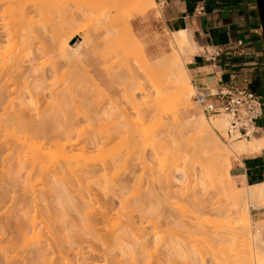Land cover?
<instances>
[{
    "label": "rangeland",
    "instance_id": "rangeland-1",
    "mask_svg": "<svg viewBox=\"0 0 264 264\" xmlns=\"http://www.w3.org/2000/svg\"><path fill=\"white\" fill-rule=\"evenodd\" d=\"M12 1L13 0H1L0 1V2H2V3H0V9H1L0 10V28L4 29V30L0 29L3 32L1 37H2V39L4 38L1 41V43H4V44L2 45L0 43V46H1L0 47V70H1L0 73L3 72V74L2 73L0 74V77L3 78V76H1V75L5 76V72L8 70V66H6V65L11 64V62L15 59L20 58V59H18V61L22 60V62L25 65L22 66V62L21 63L19 62V65L14 64V65H18V67L17 66L14 67L12 65L13 64L12 63L11 64L12 67H14V68L17 67L16 69L18 72L16 71V69L12 70L13 68L11 69V72H10V70H8V72H6V73L7 74L10 73V74H8L9 78H7V79L3 78L4 81L0 78L1 79L0 80V83H1L0 89L2 90V88H3L2 87L3 82L5 83V81L9 79L10 81L6 82V84L7 83L8 84L7 85L4 84L3 94H4V89L7 91V92L5 91V94L7 96L4 95V97L15 98L14 97L15 95L17 97V96H19V94H21L19 96V98L17 97V99L19 100V99H21V96L23 94L24 95L23 97L24 98L26 97V100L21 99L19 102H23V101L30 102L29 100H31V101H32V99L35 100L34 98L39 99L40 101L37 100L38 103L35 100L34 101L35 104L33 102L28 103L29 105L26 104L28 106L26 109V111L28 112V115L30 114V116L32 115V117H36L37 112L39 113L42 111L40 109H43L44 113H46V114L49 113V115L53 116L54 120L52 123L51 122L50 123L53 124V126L54 125L57 126V131H55L56 130L55 126H54L55 128L54 127L51 128L52 126H50L49 124H46L48 121L45 120V118L49 115L42 116L43 112L41 114L39 113L41 116L39 118V120H40V122L43 121L42 123H39V124L42 125L43 123H45L44 122V120H45L46 125L45 124H43V125L47 126L48 128L41 127V129H40V127H39V129H40L39 134L41 137H39L37 135L38 134L37 133L38 128L35 129L36 133L33 134L32 132L30 133V127L27 126L28 128L26 127L27 128V130H26V128L24 127L26 125L22 126V127H24L23 129H21L22 127L21 128H18V127L15 128L14 124H18L17 121H16L17 123L15 122L14 124H12L13 126L10 125L11 124L10 121H12V119H10V117H9L10 121L8 120L10 124L9 123L7 124V122H6V124H7V126H12V129H11V127L9 128V127L5 126L6 124H3V122H5V121H2L1 119L4 118L7 120V117H8L7 115H9V113L11 115H14V116H12V118H13V117H15V115L17 113L20 114L21 112H23L26 107H25V104L22 105V103H20V106L25 107L24 109L22 108L23 109V111H22L21 109H19L20 108L19 104L18 105L16 104V103H18V100L13 99V102H15V103H13L11 100L12 98H9L10 99L9 104L11 103L12 108L8 107L9 106V104H8V106H7L8 110H7V107L4 108V111L6 110V113L4 112V114L5 115L7 114L6 115L7 117L5 118V116H4L2 118V116L4 115L3 113H1V112H3V109H1L2 105H3V100H4V102H6L8 100L6 98H4L1 101L2 105L0 104V106H1L0 113L2 115L0 114V122L2 121V123H0V139L1 138L2 139L0 140V144H1L0 145V148H1L0 149V153H1L0 154V187H1V190H0V216H1L0 220L2 219L4 222L3 223L4 224L3 230L5 233H7V231L11 232V230L13 229L12 227L15 225V222H14V221H16L15 219L23 220V221H30L31 220V222L34 221V223H36L34 232H36L37 234L35 235L31 231H29L27 233L28 236L26 235V237H27L26 241L29 242V240H30L29 237L34 238L33 242H31L32 241L31 240L30 243H27L29 245H27V244H26L27 246L23 245L24 247L26 246L28 248V250H30L29 246H30V248L33 247L32 244L34 242L36 243V240L38 241L40 239H46L44 244L47 247V251L49 249V251H48L49 254L47 253L48 258L50 256H52L53 254H54L53 257L57 254H60L63 250V252H62L63 256H64V254L66 257L68 256L66 259L68 262H71L72 264H82V263L84 264V262L83 261L81 262L80 261L81 259L79 258V255H80V253L82 254V252L84 255L87 256V258H86L87 262L94 264V262L99 263V261H100V263H102L104 261V260H102L103 258L100 257L98 254L96 255V250H97L96 248L98 246L99 247L102 246L101 245L102 242L100 241V239L97 236L93 235L95 238L89 239L90 238L89 235L86 236L87 233H86V235L84 234L86 231H84V229H83V232H84L83 233L81 231L82 229L79 227L80 228L79 233H81V234L83 233L87 239L83 235L81 236V239H79V240L77 239V241H79V242H75V243L73 242L72 243L71 240L69 239L70 237H69L68 232H70V233L73 232V228L70 227V224L72 222L76 223L75 218L77 217V216H75L76 211H75V213L73 211L75 208H73L74 205L72 203L74 202V204H78V203L80 204V202H79L80 199H77L78 194L74 195V194H76L74 192L77 189L76 186H78V184H76L75 180H77V177H78L77 175L81 173L79 170L80 167H83L86 163H91V161H92V163H94L93 161H95V162L100 161V163H101L104 160L107 163H114V166H116V167L112 166L114 168V170H112V167H111L110 170H112V171L109 170V172H108L109 176L108 177L106 176V178L102 177V179L103 180L106 179V181H108V179L111 178L110 181L113 180V181H118V182L122 181V180H126L128 183H126V181H124V182L126 184H129V187H128V189H126L128 191L126 192L125 196L126 197L129 196L128 202L131 199L130 203H132L131 206H133L138 201H139V203L141 200L143 201V199L141 198L143 196V193L145 194L146 190H148V191L151 190L152 184L154 185V183H158V185H160V186L156 187V190L158 189V187H161V185L163 183L161 182L162 184H160V182H159L160 180L158 181L157 179H159L160 176L163 178L164 175L166 176V173L168 175L169 174L170 175L171 174L172 175H180L179 172L182 169H184V170L186 169V170H188L189 178L193 179V176H191V173L194 169L193 166H196L195 164L198 165L200 163V162L199 163L195 162L198 159V158H196V156H198V155H196V153H194L196 150L195 151L193 150L194 149L193 145L198 144V141H197L198 139L196 140V137L193 134L192 135L191 134L184 135L183 131L186 129V126H184V125H186V123L192 118L194 119L197 117H203L205 120L206 119L210 120V119L219 117L221 115L207 117L203 114L200 106L197 104V102H195V100L193 98L195 87L193 86L192 82H191L192 92H191V97H190L189 103H186V100L184 97H182L183 101L180 98H179L180 99L179 100L176 97L177 95H175V93H173V91H176V87H174L175 83L173 80H170V78H171L170 73L171 72H168V70L166 69V66L164 64L165 63L164 60L168 57H172L171 56L172 52H173V55L176 54L177 52H179L178 51L179 49L178 48L175 49V47L171 48L167 44L166 41L168 38H170L171 34H168L167 32H160V30H158V28L156 27L155 23L157 22V19L159 18V11L157 9V6H156L154 0H151V1H153L152 6L151 5H148L150 7L146 6L147 9H145L144 11L143 10L141 11L140 8L138 9L137 5L130 0H125V1L121 0V6H123V7H122V9L119 8L120 10H116V8H115L116 12L113 8H112L113 10L111 9L110 12L106 11V10H108V6H106V5L107 4L109 5L111 2L113 5V0H105L107 2V4L103 0H59V1L47 0L50 3H45L46 0L42 1L45 4L44 3L42 4L41 0H38V1L37 0L36 1L35 0H32V1L26 0V1H24V3H22V0H21V2H20L21 4H20L19 3L20 0H17V2L20 4V6L22 8H23V6H25L21 10H23L24 14H26V15L28 14L27 16H29V17L22 16V14H21L22 12H16L17 13L16 14L15 11H18V10H15V9H19V7H20V6L18 7L17 5L16 6L18 8L11 7V8H14L15 11L14 10H12V11L15 15H13L12 12L10 14V11H11L10 4H11V6L16 4V1H13V2H15V4ZM55 1H56V3H55ZM89 1H91V2H89ZM116 1L118 2V0H116ZM38 2H41V3L38 4ZM77 2H79V3H77ZM35 3H36V6H32L33 4L35 5ZM67 3L68 4L72 3V4H69V6H68L69 8L72 5L73 6L70 9H68L66 7L68 5ZM127 3H130V4L128 5ZM5 4L6 5L9 4V5L6 6ZM76 4L77 5L79 4V5L77 6ZM125 5L127 7H125ZM93 6H94V8H93ZM4 7H6L8 10L6 9L4 11V9H5ZM64 7H66V8L64 9ZM76 8H77V11H76ZM101 8H103V9H101ZM104 8H105V10H104ZM28 9L29 10L31 9L30 12ZM61 9H63V10H61ZM19 11H20V9H19ZM32 11H33V13H32ZM58 11H60V12H58ZM50 12H52V13H50ZM63 12H65V13H63ZM19 13L21 14V16L19 15ZM30 13L32 14V16H34V17L36 16L40 20L38 18L36 19V17H35V19H34V17H30L31 16ZM10 15H12V16H10ZM17 15L20 16L19 17L20 19L21 18L23 19V17H24V19H23L24 21H25L26 17H27V19L33 18L34 22H32L33 19L32 20H26V22L29 21L30 24H26V22H24V27H23V24L20 25L21 22H19L17 20L18 19ZM70 15H72V16H70ZM45 16H47V17H45ZM11 18H13V19L15 18V23H14V20L11 21ZM52 18H53V20H52ZM120 19H121V21H120ZM35 20H36V22H35ZM37 20H39V21L37 22ZM102 20H103V23H102ZM30 21L32 23H34L32 25L34 27L33 29L31 27ZM105 21H107L106 24H109V26L107 25L108 27H105L106 26L104 23ZM5 22H8L9 24L12 22V24L9 25L8 23H5ZM13 23L15 24V26H13L14 25ZM36 23H37V25H35ZM66 23H67V25H66ZM5 24H6V26H5ZM25 24L28 26V28L25 26ZM120 24H124V25L121 26ZM1 25H3V27ZM19 25L23 28H19ZM48 25L51 27H49ZM11 26H12V29L10 28ZM45 26H46V29H45ZM65 26H67V27H65ZM111 26H112V28H111ZM124 26L127 28L125 29ZM39 27H42L41 31L43 30L44 33L40 32ZM58 27H61V28H58ZM15 28L16 29L19 28V30L20 29L21 30L19 31L18 29L16 30ZM24 28H25V31L28 33H26L24 31ZM128 28H129V30H128V32H126V30ZM13 29H14V31H13ZM30 29H32V32ZM69 29H71L72 31ZM5 30L7 31V33H5L6 32ZM9 30H11V32ZM15 30H16V32H15ZM98 30H100V31H98ZM18 31H19V33H18ZM34 31H39V32H35V34H34L33 33ZM24 32H25V34H27L25 37H24V35H25ZM56 32H58V33H56ZM59 32H61V33H59ZM13 33H14V35H13ZM38 33L40 35H37ZM70 33H72V34H70ZM3 34H5V35H3ZM8 34H10V35L12 34V36L9 35L11 38H13L15 36L14 38L17 39V41H16V39H13L16 42V43H14V41H13L14 46L16 44L15 47L12 46L13 45L12 39L10 37H8ZM17 34H18V36H19V34H21L20 35L21 40L19 39L20 37L16 36ZM41 34H43V35H41ZM34 35L35 36L37 35L36 39L34 38L35 37ZM44 35H46V37ZM53 35L55 36V38ZM5 36L7 37V39L8 38H10V39L7 40ZM42 36H44V37L42 38ZM47 36L48 37L50 36V37L48 38ZM28 38H32V39H29L30 41L25 40ZM40 38L41 39L45 38V40L42 41ZM22 39H24V40H22ZM53 39L55 42L53 41ZM63 39L67 40V43H66L67 45L64 44ZM39 40H41L42 42ZM60 40H62V41H60ZM80 41H82V42H80ZM62 42H63V45H66V48L70 47V49L66 50L65 46L63 47ZM43 43H45V45ZM58 44H59V46H58ZM4 45H6V46L8 45V47H6ZM9 45H11V47ZM47 45H49V48H47L48 47ZM21 46H23L24 48ZM42 46L45 48H43ZM50 46H52V47H50ZM78 47H80V48H78ZM74 48L79 49V51L78 52L75 51L76 53L74 55L67 57V55H70L71 52H74ZM40 49H42V51ZM72 49H73V51H72ZM77 49H75V50H77ZM86 49H88V50H86ZM45 50H47V51H45ZM50 50H51V52H50ZM36 51H37V53H35ZM48 51H49V53H48ZM53 51L55 53L58 51L56 54L57 55L59 54V56H58V58L60 57L59 61L57 58H56L57 60L54 59L55 56H57V55ZM28 52H30V53H28ZM43 54L46 56H44ZM47 54H49V56L50 55L54 56L52 58L54 60L52 61V59L50 58L51 56L47 57ZM13 55L15 58L11 57ZM16 56H19V57L16 58ZM41 56H43L44 58ZM24 57H25L26 63L24 62ZM32 57H33V60L32 59L31 60H32L33 66L32 65L31 66L33 67V69L35 68V71H37V72H34V70H33V75L34 74L41 75V73H42V75L44 74V76L46 77L45 78L43 76L45 78V81H44V79H41L38 77L39 78L38 80H40V79L43 80L42 83L44 82L45 87L41 86V85H43L42 83L40 85L41 80L38 82L39 84H36V87L40 85L38 88H40V87L42 89L44 88L49 92H47L44 89L42 90V89H38V88L37 89L39 91L35 90L34 89L35 86L31 87L33 81L34 82L38 81L37 79H33L35 76L34 77H31L32 75L30 76V74H32V71H30L31 73L29 72L30 73L29 75H28V72L25 73L28 76H30L28 78V80H29L28 82H26V83L24 82L27 80L25 77L24 78L26 80L24 78H21V75H22L21 72L26 71V69H27L26 65L28 64V62H30V60L28 58H32ZM65 57H67V58H65ZM164 57H166V58H164ZM12 58H13V60H12ZM26 59H28L29 61L27 62ZM41 59H42V61H44L46 63V65L48 64V66H46L45 63H43L42 61L38 63V61H40ZM43 59H49L51 61H49V60L47 61V60H43ZM9 60H12V61L9 62ZM33 61H34V63H33ZM54 61H56V63H54ZM3 63H5V64H3ZM51 63H53L55 66L52 65ZM37 65H39V66H37ZM56 65H57V67H56ZM58 65L61 68H58ZM3 66H5V67H3ZM50 66L56 67L57 71L56 70L52 71L55 68H52ZM178 66H175L176 69ZM6 67H7V69H6ZM71 67H72V69H71ZM246 67L251 68L250 65L246 66ZM20 68L24 69V71L21 70ZM28 68H29V66H28ZM178 68L181 70L180 67H178ZM2 69H3V71H2ZM9 69H10V67H9ZM63 69H64V71H62ZM179 69H177V70H179ZM42 70H44V71L42 72ZM13 71H15V73ZM38 71L41 73L39 74ZM65 72H66V74H65ZM257 72L255 70L251 69L245 73L246 74L245 78L247 81H246V86H243V87H249L250 89H255L256 87H259L257 84H253L254 80H256V78H258V76H259V74H257ZM58 73H59L60 77L61 76L63 77V78L61 77L62 79H65V81L64 80L61 81V84L58 83V80H56L57 78L61 79L60 77H57V76H59ZM167 73H169V75ZM11 74L13 76H11ZM25 74H23V75H25ZM54 74H55V76H54ZM15 75H16V77H15ZM38 75H36V76H38ZM42 75L40 77H42ZM132 75H133V77H132ZM130 76L134 79L131 80ZM262 76H263L262 79L264 80V74H262ZM11 77H13L14 79ZM55 77H56V79H55ZM167 77H169V78H167ZM16 78H19V79H16ZM30 78H32L33 81L30 80ZM69 79H70V81H69ZM13 80H15V81H13ZM49 81H50V83H49ZM55 81H57V83ZM66 81H67V83H66ZM128 81H130V82H128ZM163 81H164V83H163ZM171 81H173V82H171ZM30 82H31V84H30ZM45 82L49 86L50 85L51 86L50 87L47 86V84ZM51 83H53V84H51ZM5 85H6V87H5ZM33 85H35V83ZM52 85L57 87V88H54ZM142 85H144V87ZM151 85H154V87ZM169 85L171 88L169 87ZM24 86H26V88ZM28 86H30V88ZM46 86H47V88H46ZM48 87H49V89H52V90L54 89V90L53 91L48 90ZM51 87H53V88H51ZM173 87H174V89H173ZM153 88H155V90H153ZM12 89H14V90H12ZM15 89L18 93L15 91ZM26 89H27V91L29 89V91L27 94H24L25 92H27V91H25ZM147 89H149V90H147ZM1 90H0V93H1ZM58 90H60L59 94H58ZM146 90H147V92H146ZM35 91L38 93L39 92L41 93V91H43L44 97L46 99H48L47 102L50 103V101H51V104H49V105H52L53 107H51V106H50L51 108L49 107V110L51 109L50 111L48 110L49 112L48 111L46 112L44 110V108H40V107H42V105L43 106L46 105L45 109L47 110V103L43 102L44 103L43 104L42 101H44V100L42 98H44V97L41 98V95H40L41 99L37 98L39 96H36V95H38V93H36ZM159 91H161V92L159 93ZM214 91L215 90H213L212 92H214ZM21 92H23V93H21ZM29 92H30V94H29ZM50 92L51 93L54 92L53 93L54 96ZM151 92L154 95H152ZM7 93L10 95H8ZM147 93L149 94V97L145 95ZM32 94H34V95H32ZM150 94H151V96H150ZM27 95H29L28 97H30L32 99L28 100ZM60 95L62 96L63 99L61 98ZM180 96H178V97H180ZM58 97L60 99H57ZM0 98L2 99L3 97L0 96ZM5 99H6V101H5ZM46 99H45V101H46ZM58 100L60 103L58 102ZM4 104H7V102ZM15 104L17 107H15ZM178 104H180V105H178ZM3 106H5V105H3ZM263 106H264V103H263ZM74 107H76V108H74ZM9 108H11V112L9 111L10 110ZM31 108H33V109H31ZM98 108H99V110H98ZM108 108L111 109V112L112 111H114V112L118 111L115 113H120V111L122 112V110H123L122 108H124V110L127 112V114L125 113V116L128 115L127 118H125V116L121 113L122 114V116H121L122 120L120 119L121 124H122L121 129L124 132L120 133V135H119V133H117V131L119 129L115 128L117 125H115L113 123L115 121L114 120L115 118L113 119V118L108 116L110 119H113L114 121L110 120L108 117L106 118V115H112L111 113H109L110 109H108ZM15 109H16V111H19L20 113L16 112V114H13L15 112ZM55 109H57V110L54 111ZM117 109H119V110L121 109V110L119 111ZM13 110H14V112H13ZM52 110H53L54 114H53V112H51ZM88 110H90V111H88ZM104 110L108 111V112L106 111V113H105L106 115H103V113H102V112H105ZM26 111L21 113V114L26 113ZM91 111L93 113H94V111H95V113L97 112L96 115L99 117H100V114H98V113H101L103 115V117L101 115L102 118L100 117V119H99L95 115V113L93 114ZM62 112H63V114H62ZM75 112H76V114H75ZM150 112H152V114L153 113L154 114L150 116V114H151ZM18 114L16 116H18ZM39 114H37V117L35 119H37L39 117L38 116ZM67 116H70V117H68L69 121L68 120L64 121L65 120L64 118H67ZM223 116L225 119L224 127L226 128L227 118L225 115H222L221 117H223ZM104 117L106 120L104 119ZM56 118H60L61 121L56 122L55 121ZM96 119L97 120L99 119L98 120L99 122ZM62 121H64V123L67 122L66 123L67 125L66 124L62 125L61 124V123H63ZM73 121H74V123H73ZM58 122L60 125H57ZM68 122H69V124H68ZM123 122L125 124H123ZM128 122H130V123H128ZM21 125L22 124H20V126ZM181 126L183 127V129L181 128ZM61 127H62V129H61ZM224 127H223L224 130L223 129L219 130V131L217 130L214 133H216V136L221 141V143H224L223 145L224 146L226 145L228 147L229 144H232L236 140H233V141L224 140V138H223L225 136V128ZM42 128L46 129V131H44V129H42ZM180 128H181V130H180ZM28 129H29V132H28ZM48 129L53 130L54 132L53 131L50 132V131H48ZM41 131H43L45 134L48 131L50 134L48 133V135L47 134L45 135ZM178 131L179 132L182 131V134L184 136L181 133H179ZM171 132L172 133L174 132L175 134L177 133L176 135L178 137L176 135H174L175 139H176V137L179 138V139H176L177 141L176 140L174 141V139H173L174 137L171 138V137L167 136ZM186 132H187V129L185 130V133ZM190 132L191 131H189V133ZM89 133H91V134L89 135ZM62 134H63V136H62ZM178 134H181V136L184 137L183 140L185 141L186 144L183 143L184 141L183 142L181 141L182 140L180 138L181 136H179ZM187 134H188V132H187ZM60 135H61V137H60ZM91 135H94V136L92 137ZM110 135H111V140L109 141L105 137L109 136L108 138H110ZM160 135L163 136V138L165 140H163V139L159 140L160 139L159 137H161ZM50 136H51V138H50ZM55 136L57 138L59 137L58 140H56L57 144L59 145L58 147L56 146V142H55L56 137ZM81 136H82V138H81ZM165 136H167L169 138V141H168V138ZM46 137L49 138V140ZM87 137L88 138L90 137L89 140H91V139L93 140L94 138H97V137H98L97 140L99 138L101 140L105 138L106 141H109V143L107 142V144H109L108 146H110V148L112 147V145H110V143L111 144L113 143V146H115V144H116L115 147H118L117 149H119V147H120L121 151H120V149L117 150L118 152H113L114 150L111 151V149L114 147H112L111 149L109 148L110 150L107 147L106 148L104 147L105 149L103 148L104 149V151H103V149H101L98 146L100 150L95 149L96 147L95 148L94 147H86V148H91V149H89L90 151L88 149H86L83 152L82 150H84V149H81V147L80 148L78 147V144L80 142L78 141V144L76 146V144H74L73 141L75 142L76 138L80 141L81 140L83 141L85 138V140L83 141L85 143V141L88 139ZM63 138H67V139H63ZM166 138H167V142H166ZM51 139H52V141H51ZM242 139H244V138H241L238 140H242ZM5 140L8 142H5ZM68 140H69V142H68ZM89 140H87V141H89ZM87 141H86V144H87ZM106 141H103L104 142L103 146H105V145L107 146V144L105 143ZM163 141H164V143H160ZM66 142H68V144ZM157 142L159 143V145ZM43 143H44V145H43ZM65 143H66V145H65ZM84 143L81 145H84ZM37 144L40 147L37 148V146H35ZM73 144L75 147L73 146ZM191 145H192V148H191ZM3 146H5V148H3ZM47 146L49 148L51 146L52 150L47 148ZM6 147H8V149ZM155 147L158 150L155 149L156 150L155 151L153 149ZM184 147H186V148H184ZM36 148L38 149V151L40 150V152L42 150V152L40 154L37 152L36 154L38 156L35 154L30 156L31 155L29 153L30 150H31V153L33 151H34L33 153H35L37 151ZM44 148H45L46 152L48 150H51L50 151L51 154L50 153H47L48 155L45 154L46 152H43ZM92 148H94V149H92ZM176 148H178V149H176ZM32 149H33V151H32ZM152 149L156 152V155H152ZM185 149H187L186 153L189 152L186 155V156H190L189 159H191V160H188L189 163L187 161L185 162L184 160H181V158H179L180 156H183L185 154L184 153ZM179 150H181V151H179ZM2 151H4V152H2ZM80 151H82V152H80ZM115 151H116V149H115ZM177 151H179L180 154ZM43 153H44V155H42ZM143 154L145 156H148V159L144 160ZM191 156L195 157V158H192ZM238 157H237V155H234V154L229 155V158H230L231 162L233 161V163H234V161H236L238 159ZM172 159L173 160L175 159L177 161L174 162ZM197 161H199V160H197ZM64 162H65V164H64ZM178 163L180 164V166ZM61 166H63V167L61 168ZM192 167H193V169H192ZM187 168H189V169H187ZM195 169H196V167H195ZM195 169H194V171H195ZM166 170H167V172H165ZM168 171H169V173H168ZM55 172H56V174H55ZM58 173H59V175H57ZM61 174H63V175L61 176ZM99 174L101 175V173L98 172V174H97L98 177L100 176ZM51 176H52V178H51ZM63 176H65V178H63ZM74 176H75V178H73ZM66 177H68V178H66ZM112 177H114V178L112 179ZM50 178H51L52 182L50 181ZM55 178H56V181H55ZM192 179L190 180L191 182H192ZM165 180L166 179L164 178V184L167 181V180L166 181ZM187 180H188V178L185 179L183 182L178 183V184L176 182L175 186H177V187L171 186L170 184H168V185L163 184L162 188H159L158 189L159 191L157 190L159 193L162 191V193H160V195L163 194V196H164L165 193H166V195H168V196L165 195L166 197L169 198V200L167 198L166 201L172 203L171 204L172 208L169 209L166 207L167 208L166 209L164 205L160 204L158 207H156V208L154 207V209H157L156 210L157 215H155L156 213L153 214L152 212H154V211L150 210L153 206H155L154 204H156V201L152 200L154 203L152 201H151L152 204L149 203L152 205V206L150 205L151 208L149 209V211L152 213V215H150V217H151L150 222H149L150 217H148V213L142 212L141 215L138 214L139 213L138 209L141 208V205L139 206V208H138L139 204H137V207H135L136 205L133 206L135 210L137 209V212L132 209L133 207L131 208V210H133L132 212H134L133 218L136 221L137 225L143 226L145 231L148 232L149 237L146 235V233L144 234V236L146 235L145 237H146L147 241L144 237H143V240H145V243H147V244H148V242L150 243V245L148 244L149 248H150V252H153L156 248H158L155 250V253H152L150 255V256H152L153 259L148 255V257H149L148 260H150V258L152 260H154L155 257L157 259L158 258L157 255H161V253L166 252L167 249L173 248V247H170V245L172 244V242L174 240V243L178 241L177 243H180V244L181 243L183 244L184 241H185V243L189 242L190 245H188V247H190V249L193 248L197 243L195 248L197 247V251H200V253L198 254L199 256L197 255V257L199 258V260L201 257V259L204 261L193 262V260L189 259L190 256L188 254L185 255L186 251L183 253V250L180 253L178 252L179 254L177 252H175L176 255L173 254L174 255L173 256V255H171L172 251L170 249L171 252L170 251L169 252H170L171 256H169V257H171V258L167 257L168 260L165 261L164 263H166V262L168 263V261L171 259L170 260V262H172L171 264H190V261H192L191 264L192 263L193 264L194 263L195 264H215V263H217L216 261L218 260V258L222 257L221 254H219V253H222V254L224 253V254H226L225 258H227L226 261L223 262L224 264H237V258H238L237 254H238L239 249H240V241L239 240H240V235H241V232L243 230L244 224L242 223L243 222L242 219H240L242 217L240 213H237L235 215L234 214L230 215L228 212H226V210H224L229 203L227 198H226L224 190L225 189H228V191H234V190L231 189V187H229V185H227L223 181V178H220V181H209V182L207 181L208 184H206V186L203 189H200V187L195 183V181H193L192 183H195V185H196L195 190L199 191L198 190V188H199L200 192H203V193H200V194H202V196H200L201 198H199L200 200L197 199L196 200L197 202L194 204V202L191 203L188 201L189 198L186 197L188 200L186 198L184 199L185 196L182 195L183 192L186 193L187 195L191 194L189 190H191V188H193V186L195 187V185H193L192 183L190 184L189 180H188V182H187ZM53 181H55V182H53ZM168 182L170 183V181H167L166 183H168ZM72 183H74V184H72ZM72 185H73V187H71ZM57 186H59V188L60 187H63L65 189L67 188L66 192L68 193V199H69V201L71 200V202L68 203V201H67L68 199L65 200V198H67L66 195H63V196L60 194L56 195V194H58V191L61 190V188H60L58 191H56L58 189ZM180 187H181V189H179ZM70 188H71V191H70L71 193L69 192ZM147 188H149V189H147ZM43 190H45V191L43 192ZM95 190L92 189V191L94 193V194L92 193V195H95ZM97 191H99V190H97ZM76 192L78 193V191H76ZM235 192H240V191L236 190ZM63 193H65V192H62L61 194H63ZM100 194L98 196V193H97L96 194L97 196L95 195L94 197H97L98 199H100L101 198ZM32 196L34 198H32ZM60 196H62V197H60ZM71 196L73 199L71 198ZM182 196H184V197H182ZM110 197H112V196L108 195L106 200H109ZM113 197H116V195L115 196L113 195ZM198 197H199V194H198ZM54 198L56 199V201H54ZM78 198H80V197H78ZM61 199H64V203L65 202L66 203L65 204L62 203L63 200H61ZM94 200H96V199H94ZM198 200H199V202H198ZM86 201H88V200H86ZM99 201L102 202L103 200L100 199ZM132 201H134V203ZM88 202H91V204L94 203V205L99 204V202L93 201V199H92V201L89 199ZM61 203L64 204L63 210L61 209V208H63V206H61L62 205ZM67 203L70 205H73V206L67 205V207H66L65 205ZM144 203H145V205H148V208H149L148 202L144 201ZM144 203H141V204L144 205ZM128 205H129V203H128ZM8 206H9V208H8ZM60 206H61V208H59ZM163 206H164V208H163ZM69 207H72V209ZM127 207H126V210L127 211L130 210V208L127 209ZM22 208L26 209L25 210L26 212H22V211H24ZM10 209H11V211H10ZM65 209H67V210H65ZM146 210L148 211V209H146ZM163 212L165 213V216L163 215L164 214ZM167 212H169V213H167ZM15 213L17 216L16 215L14 216ZM170 213H172V214H170ZM60 214H62V215H60ZM142 215L145 217H141ZM153 215L158 216V217L155 218V217H153ZM3 216H6V217H3ZM62 216H64V217L67 216L68 218L65 217V219L67 218L65 220L63 217V219H64L63 220ZM118 217L119 216H117L116 218H118ZM5 218H9L10 219L9 222H11V223L14 222V223L13 224L9 223V225H7V224L5 225V220L7 221V219H5ZM140 218L142 219V221ZM165 218H167V220ZM249 218H250V222L253 224H255V222L264 221V202H262L260 204V207L250 209ZM11 220H14V221H11ZM71 220H74V221L71 222ZM117 220L122 221L123 216H122L121 220H120V218H118ZM69 221L71 223H69ZM156 221L158 223H156ZM153 222H154V225H153ZM26 223H28V222H26ZM53 224H54V227H52ZM67 224L69 225L68 226L69 229L67 228ZM152 226H155L156 229L154 227H153L154 228L153 229ZM192 226H193V228H192ZM59 227L62 229V234H64L63 231L67 232L63 237L64 240L62 239V241H60V240L58 241V239L57 240L55 239L56 238L55 236L58 233H59V237L62 236V234H60L61 231L59 232V230H61ZM54 229H56L57 231ZM74 229H77V228H74ZM144 229H143V231H144ZM156 230H157V232H156ZM54 231L56 232V234H54ZM74 233L75 232L71 233L72 234V238H71L72 241H76V239L75 240L73 239ZM40 234L43 237L40 236ZM67 234H68V236H67ZM81 234H79V235H81ZM153 234H155V236ZM7 235H8V233L6 234V237L8 238ZM32 235H35V236L33 237ZM51 235L53 236L52 240L49 238V237H51ZM91 235L92 234H90V236ZM0 236H1V234H0ZM44 236H46V237L44 238ZM65 236L69 237L68 242H65L67 240L66 239L67 237H65ZM185 236H187L188 240L185 238ZM59 237H57V238H59ZM82 237L85 239H83ZM96 237H97V239H96ZM25 238H23V241L19 240L20 243L23 242V244H24ZM61 238L62 237H60L59 239H61ZM180 239H181V242H180ZM184 239H186V240H184ZM6 240H4L2 242V244L5 243ZM91 240L93 243L91 242ZM16 241H18V240H16ZM156 241H158V242H156ZM163 241H164V245H163ZM6 242H8V240ZM61 242H63L64 244L67 243L68 245H70V247H68V245L67 246L64 245ZM69 242H71V243H69ZM95 242H97V243H95ZM159 242L160 243L162 242V243L160 244ZM87 243H90V244L88 245ZM202 243H204V244H202ZM16 244H19V242L18 243L16 242ZM147 244H145V245H147ZM90 245H92V246H90ZM157 245H158V247H157ZM18 246H20V244ZM89 246H90V248L93 247V249H91V250H90V248L88 249ZM94 246H96V248H94ZM210 246H211V248H210ZM21 247L22 246H20V248ZM26 247L25 248L22 247V249H20V250L23 251L26 249ZM59 247L61 249H59ZM67 248H68V252L70 251L69 252L70 254H68V255L65 253L67 251ZM94 249H96V250L93 251ZM185 250H187V249H185ZM53 251H54V253H53ZM71 251H73L74 253H76V252L79 253L78 256L77 255L75 256V254L72 255L73 253L71 254ZM160 251H161V253L159 254L158 252H160ZM23 252H25V251H23ZM147 252H148V250H147ZM181 253H182V255H181ZM91 254H93V255H91ZM183 254H184V256H183ZM217 254H219L220 256H218ZM69 255H70V258H69ZM59 256L60 255H58V257ZM182 256L185 258V261H183L184 258ZM53 257H52V260L50 259L52 262H50V260L48 258H47V261H49L51 264H66V262L63 258L53 259ZM163 257H165V256H163ZM223 257H224V255H223ZM54 258H56V256ZM182 258H183V260H182ZM71 259H73V260H71ZM186 260H190V261L186 262ZM213 260H216V261L214 262ZM49 262L45 263V264H49ZM170 262H169V264H170ZM152 263H154V262L152 261ZM223 263L220 262V264H223Z\"/></svg>",
    "mask_w": 264,
    "mask_h": 264
},
{
    "label": "bare ground",
    "instance_id": "bare-ground-1",
    "mask_svg": "<svg viewBox=\"0 0 264 264\" xmlns=\"http://www.w3.org/2000/svg\"><path fill=\"white\" fill-rule=\"evenodd\" d=\"M1 1V0H0ZM13 1H16V4H15V2H13ZM12 2L15 4V5H13V6H11V4H10V9H11V11H10V14H11V12L13 13V11L12 10H14V8L16 7V8H18L19 6H20V2H21V0L19 1V3L17 2V0H13ZM24 1H26V0H22V3H24ZM30 1V0H29ZM32 1V0H31ZM36 1V0H35ZM38 1V0H37ZM42 1H44V0H41V2ZM57 1H59V0H57ZM103 1H105V0H103ZM125 1V0H124ZM130 1H132L133 3H135L136 5H137V8L139 9L140 8V10L142 11H144L145 9H147L146 8V6H148V5H151L152 6V4H153V1H151V0H130ZM41 2H38V4L39 3H41ZM62 2V1H61ZM80 2V1H79ZM79 2H77V3H79ZM89 2H91V1H89ZM102 2V1H101ZM106 2V1H105ZM111 2V1H110ZM119 2V3H118ZM118 2L116 1V0H113V5H112V2L108 5L107 4V2H106V6H108V10H106L107 12H110V10L113 8L114 10H115V8H116V10H120L119 8H121L122 9V7L123 6H121V0L119 1L118 0ZM0 3H2V2H0ZM44 2H42V4H43ZM45 3H50V2H48L47 0L45 1ZM44 3V4H45ZM55 3H56V1H55ZM59 3V2H58ZM103 3V2H102ZM19 4V5H18ZM37 4V5H38ZM64 4V3H63ZM68 4V3H67ZM69 4H72V3H69ZM69 4L66 6L68 9H70L68 6H69ZM128 5L130 4V3H127ZM147 4V5H146ZM6 5V4H5ZM7 5H9V4H7ZM6 5V6H7ZM18 7H17V6ZM26 5V4H25ZM53 5V4H52ZM59 5V4H58ZM77 5V4H76ZM79 5V4H78ZM77 5V6H78ZM83 5V4H82ZM91 5V4H90ZM97 5V4H96ZM27 6V5H26ZM32 6H36V3H35V5L33 4ZM45 6V5H44ZM47 6V5H46ZM62 6V5H61ZM112 6V7H111ZM3 7V6H2ZM11 7H14V8H11ZM25 6H23V8H24ZM43 7V6H42ZM66 7H64V9L66 8ZM99 7V6H98ZM125 7H127L126 5H125ZM148 7H150V6H148ZM5 9H4V11L7 9L6 7H4ZM9 8V7H8ZM21 6L19 7V9H20V11H19V9H15V10H18V11H15V13L16 12H22L21 14H22V16H27L26 14H24V12H23V10H21V9H23ZM29 8V7H28ZM38 8V7H37ZM63 8V7H62ZM90 8V7H89ZM93 8H94V6H93ZM96 8V7H95ZM9 9V10H10ZM27 9V8H26ZM35 9V8H34ZM97 9V8H96ZM101 9H103V8H101ZM112 9V10H113ZM1 10V9H0ZM8 10V9H7ZM29 10V9H28ZM27 10V11H28ZM31 10V9H30ZM30 10H29V12H30ZM50 10V9H49ZM52 10V9H51ZM61 10H63V9H61ZM104 10H105V8H104ZM116 10H115V12H116ZM48 11V10H47ZM65 11V10H64ZM72 11V10H71ZM70 11V12H71ZM76 11H77V8H76ZM58 12H60V11H58ZM101 12V11H100ZM28 13V12H27ZM32 13H33V11H32ZM35 13V12H34ZM44 13V12H43ZM42 13V14H43ZM50 13H52V12H50ZM57 13V12H56ZM63 13H65V12H63ZM17 14V13H16ZM21 14L19 13V15L21 16ZM31 14V13H30ZM49 14V13H48ZM59 14V13H58ZM67 14V13H66ZM69 14V13H68ZM107 14V13H106ZM13 15H15L14 13H13ZM19 15H17V17H18V21L19 22H21L20 23V25L21 24H23V27H24V22H26V20H32V19H27V17H29V16H27L26 18H25V21L23 20L24 19V17H23V19L21 20L19 17ZM36 15V14H35ZM45 15V14H44ZM52 15V14H51ZM77 15V14H76ZM109 15V14H108ZM116 15V14H115ZM10 16H12V15H10ZM40 16V15H39ZM70 16H72V15H70ZM15 17V16H14ZM30 17H34V16H32V14H31V16ZM36 17V16H35ZM35 17H34V19H35ZM45 17H47V16H45ZM116 17V16H115ZM10 18V17H9ZM38 17H36V19H37ZM54 18V17H53ZM53 18H52V20H53ZM20 19V20H19ZM34 19L32 20V22H34ZM39 19V18H38ZM122 19V18H121ZM121 19H120V21H121ZM12 20H14V23H15V18L13 19V18H11V21ZM40 20V19H39ZM39 20H37V22L39 21ZM49 20V19H48ZM124 20V19H123ZM17 21V22H18ZM119 21V20H118ZM125 21V20H124ZM123 21V22H124ZM18 22V23H19ZM23 22V23H22ZM31 22V21H30ZM31 22V27H32V29L34 28L32 25L34 24V23H32ZM35 22H36V20H35ZM49 22V21H48ZM106 22L107 21H105L104 23H105V27H108L109 26V24H106ZM122 22V23H123ZM5 23H8V22H5ZM13 23V24H14ZM41 23V22H40ZM55 23V22H54ZM65 23V22H64ZM102 23H103V20H102ZM126 23V22H125ZM4 24V23H3ZM9 24V23H8ZM7 24V25H8ZM12 24V22L9 24V25H11ZM26 24H30L29 23V21L28 22H26ZM25 24V26L28 28V26ZM39 24V23H38ZM50 24V23H49ZM52 24V23H51ZM62 24V23H61ZM19 25V28H23V27H21ZM35 25H37V23L35 24ZM43 25V24H42ZM59 25V24H58ZM66 25H67V23H66ZM71 25V24H70ZM108 25V26H107ZM121 26L122 25H124V24H120ZM2 27H3V25H1ZM5 26H6V24H5ZM13 26H15V24L13 25ZM49 26V25H48ZM63 26V25H62ZM127 26V25H126ZM25 27V28H26ZM49 27H51V26H49ZM55 27V26H54ZM65 27H67V26H65ZM70 27V26H69ZM104 27V28H105ZM125 27V26H124ZM129 27V26H128ZM5 28V27H4ZM7 28V27H6ZM11 29H12V26L10 27ZM19 28H17L18 30H19ZM25 28H24V31H25ZM30 28V27H29ZM40 28V32H43V30L41 31V28L42 27H39ZM44 28V27H43ZM58 28H61V27H58ZM72 28V27H71ZM85 28V27H84ZM95 28V27H94ZM98 28V27H97ZM103 28V27H102ZM111 28H112V26H111ZM116 28V27H115ZM121 28V27H120ZM127 27H125V29H126ZM0 29H2V28H0ZM16 29V28H15ZM16 29V30H17ZM32 29H30L31 30V32H32ZM45 29H46V26H45ZM65 29V28H64ZM2 30H4V29H2ZM8 30V29H7ZM16 30H15V32H16ZM21 30V29H20ZM19 30V31H20ZM29 30V31H30ZM63 30V29H62ZM69 30H71V29H69ZM113 30V29H112ZM128 30H129V28L126 30V32H128ZM6 31V30H5ZM10 32H11V30H9ZM13 31H14V29H13ZM12 31V32H13ZM19 31H18V33H19ZM58 31V30H57ZM64 31V30H63ZM72 31V30H71ZM98 31H100V30H98ZM97 31V32H98ZM26 32V31H25ZM25 32H24V34H25ZM35 32H39V31H34L33 33L35 34ZM68 32V31H67ZM121 32V31H120ZM2 31L0 30V43H1V41L4 39H2ZM5 33H7V31L5 32ZM9 33V32H8ZM26 33H28V32H26ZM44 33V32H43ZM56 33H58V32H56ZM55 33V34H56ZM59 33H61V32H59ZM112 33V32H111ZM117 33V32H116ZM130 33V32H129ZM128 33V34H129ZM23 34V33H22ZM31 34V33H30ZM70 34H72V33H70ZM100 34V33H99ZM3 35H5V34H3ZM10 34H8V37H10V36H12V34L9 36ZM13 35H14V33H13ZM20 35L21 34H19V36H18V34L16 35V36H18V37H20ZM27 34H25L24 35V37L26 36ZM37 35H40L39 33L37 34ZM36 35V36H37ZM41 35H43V34H41ZM57 35V34H56ZM7 36V35H6ZM5 36V37H6ZM23 36V35H22ZM35 36V35H34ZM36 36L34 37L35 39H36ZM45 37H46V35H44ZM44 36H42V38L44 37ZM54 36V35H53ZM58 36V35H57ZM63 36V35H62ZM101 36V35H100ZM105 36V35H104ZM4 37V36H3ZM15 37V36H14ZM11 38L12 39V43H13V39H16V38ZM39 37V36H38ZM48 37V36H47ZM50 37V36H49ZM48 37V38H49ZM61 37V36H60ZM10 38H8V39H10ZM54 38H55V36H54ZM57 38V37H56ZM6 39H7V37H6ZM7 39V40H8ZM20 40H21V37L19 38ZM29 39H32V38H28V39H25V40H29ZM41 39V38H40ZM132 39V38H131ZM22 40H24V39H22ZM42 41H44L45 40V38L44 39H41ZM41 40H39V41H41ZM64 40V39H63ZM16 41H17V39H16ZM30 41V40H29ZM41 41V42H42ZM48 41V40H47ZM53 41H54V39H53ZM60 41H62V40H60ZM167 43H168V45H170V47L172 48V47H175V49L176 48H178L179 50V52H177L176 54H174L173 55V52H172V57H168V58H166V57H164V58H166L165 60H164V64H165V66H166V69L168 70V72H171L170 73V76H171V78H170V80H173L174 81V87H176V91H173V93H175V95H177L176 97L179 99H181L182 100V97H184L185 98V100H186V103H189V101H190V97H191V92H192V85H191V77H190V75L187 73V70H186V67H185V65H184V63L182 62V55L183 54H185V53H191L192 51H195L196 50V45H195V43H194V41L192 40V37H191V35H190V33H188L187 31H180V32H176V33H172L171 34V36H170V38H168L167 39ZM27 42V41H26ZM40 42V43H41ZM46 42V41H45ZM51 42V41H50ZM55 42V41H54ZM64 42V44H66L67 43V40H64L63 41ZM63 42H62V45H63ZM80 42H82V41H80ZM6 43V42H5ZM10 43V42H9ZM14 43H16L15 41H14ZM14 43H13V45L12 46H14ZM24 43V42H23ZM53 43V42H52ZM2 45L4 44V43H1ZM44 45H45V43H43ZM47 44V43H46ZM49 44V43H48ZM55 44V43H54ZM81 44V43H80ZM23 45V44H22ZM27 45V44H26ZM25 45V46H26ZM51 45V44H50ZM57 45V44H56ZM67 45V44H66ZM66 45H63V47L65 46V49L67 50V49H70V47L69 48H66ZM83 45V44H82ZM4 46H6V45H4ZM10 47H11V45H9ZM15 46H16V44H15ZM14 46V47H15ZM24 46V45H23ZM23 46H21V47H23ZM48 46V47H47ZM46 47L47 48H49V45H47ZM58 46H59V44H58ZM1 47V46H0ZM6 47H8V45L6 46ZM20 47V48H21ZM43 47V46H42ZM41 47V48H42ZM50 47H52V46H50ZM24 48V47H23ZM43 48H45V47H43ZM62 48V47H61ZM78 48H80V47H78ZM118 48V47H117ZM31 49V48H30ZM64 49V48H63ZM64 49V50H65ZM75 49H77V48H74V52H71L70 53V55H67V57H69V56H72V55H74L76 52H78L79 51V49H77V50H75ZM22 50V49H21ZM41 51H42V49H40ZM39 50V51H40ZM57 50V49H56ZM62 50V49H61ZM86 50H88V49H86ZM29 51V50H28ZM38 51V50H37ZM37 51L35 52V53H37ZM45 51H47V50H45ZM72 51H73V49H72ZM76 51V52H75ZM23 52V51H22ZM50 52H51V50H50ZM54 52V51H53ZM58 52V51H57ZM56 52V53H57ZM60 52V51H59ZM28 53H30V52H28ZM33 53V52H32ZM41 53V52H40ZM47 53V52H46ZM48 53H49V51H48ZM55 53V52H54ZM55 53V54H56ZM115 53V52H114ZM64 54V53H63ZM118 54V53H117ZM42 55V54H41ZM44 55V54H43ZM57 55V54H56ZM62 55V54H61ZM113 55V54H112ZM40 56V55H39ZM44 56H46V55H44ZM49 56V54H47V57ZM51 56V57H50ZM49 57L52 59L54 56H52V55H50ZM58 56H59V54L57 55V56H55V60H57L58 59V61H59V58H58ZM77 56V55H76ZM11 57H14V55L13 56H11ZM19 56H16V58H18ZM31 57V56H30ZM41 57H43V56H41ZM67 57H65V58H67ZM117 57V56H116ZM15 58V57H14ZM37 58V57H36ZM44 58V57H43ZM46 58V57H45ZM57 58V59H56ZM62 58V57H61ZM111 58V57H110ZM18 59H20V58H18ZM18 59H15V60H13V58H12V60H9V62L10 61H12L11 62V64L15 67V66H17L18 67V65H19V62L21 63L22 62V60H20V61H18ZM30 60V62H28L29 60ZM28 59H26L27 60V62H28V66H29V68H28V66L26 65V71L25 72H21L22 73V75H21V78H24L26 81H24L25 83L26 82H28L29 80H28V78L31 76V77H34L33 79H39V78H41V79H44V81H45V76H44V74L42 75V73L41 72H39L38 71V73L40 74L41 73V75H42V77H40L41 75H38V74H34L33 75V70H34V72H37V71H35V68L33 69V64H32V60H33V57L32 58H28ZM32 59V60H31ZM54 59H52V61L54 60ZM71 59V58H70ZM78 59V58H77ZM43 60H49V59H43ZM61 60V59H60ZM5 61V60H4ZM7 61V60H6ZM35 61V60H34ZM34 61H33V63H34ZM42 61V59L40 60V61H38V63L39 62H41ZM49 61H51V60H49ZM24 62H25V57H24ZM36 62V61H35ZM43 63H45L44 61H42ZM157 62V61H156ZM155 62V63H156ZM26 63V62H25ZM42 63V64H43ZM50 63V62H49ZM54 63H56V61H54ZM3 64H5V63H3ZM7 64V63H6ZM11 64H8V65H6V66H8V70H10V72H11V69L12 70H15L16 68H14V67H12V65ZM14 64H18V65H14ZM41 64V65H42ZM52 65H54L53 63H51ZM10 65V66H9ZM21 65V64H20ZM25 64L22 62V66H24ZM32 65V66H31ZM36 65V64H35ZM45 65H46V63H45ZM50 65V64H49ZM65 65V64H64ZM179 65V66H178ZM2 66V65H1ZM37 66H39V65H37ZM36 66V67H37ZM46 66H48V64L46 65ZM55 66V65H54ZM66 66V65H65ZM175 66H178V67H180L181 68V70L177 67V69H179V70H177L176 69V67ZM3 67H5V66H3ZM2 67V68H3ZM9 67H10V69H9ZM44 67V66H43ZM50 67H52V66H50ZM56 67H57V65H56ZM56 67H52V68H55V69H53L52 71H54V70H56ZM153 67V66H152ZM25 68V67H24ZM42 68V67H41ZM58 68H61V67H59V65H58ZM154 68V67H153ZM161 68V67H160ZM4 69V68H3ZM3 69H2V71H3ZM6 69H7V67H6ZM5 69V70H6ZM21 70H23L24 71V69H22V68H20ZM29 69V70H28ZM71 69H72V67H71ZM8 70L6 71V72H8ZM59 70V69H58ZM69 70V69H68ZM127 70V69H126ZM1 71V70H0ZM16 71H17V69H16ZM30 71H32V74H30L31 72ZM44 70H42V72H43ZM57 71V70H56ZM62 71H64V69L62 70ZM5 72V71H4ZM5 72V76L4 75H1V76H3V78H9L8 77V74H10V73H6ZM14 73H15V71H13ZM18 72V71H17ZM28 72V75L30 74V76H28L27 74H25V73H27ZM30 72V73H29ZM2 74H3V72H1ZM0 73V74H1ZM71 73V72H70ZM23 74H25V75H23ZM63 74V73H62ZM65 74H66V72H65ZM64 74V75H65ZM168 75H169V73H167ZM7 75V76H6ZM36 75H38V76H36ZM57 75V74H56ZM58 75H59V73H58ZM11 76H13L12 74H11ZM23 76V77H22ZM48 76V75H47ZM54 76H55V74H54ZM71 76V75H70ZM123 76V75H122ZM15 77H16V75H15ZM39 77V78H38ZM57 77H60V75L59 76H57ZM62 77V76H61ZM60 77V78H61ZM69 77V76H68ZM131 77V76H130ZM132 77H133V75H132ZM131 77V80H133L134 78H132ZM1 78V77H0ZM3 78H1L3 81H4V79ZM11 78H13V77H11ZM20 78V79H21ZM48 78V77H47ZM52 78V77H51ZM54 78V77H53ZM63 78V77H62ZM56 79V77H55V79L56 80H58V83H60L61 84V81L62 80H64L65 81V79ZM129 78V77H128ZM167 78H169V77H167ZM0 79V80H1ZM5 79V80H6ZM14 79V78H13ZM16 79H19V78H16ZM33 79L32 78H30V80H32L33 81ZM40 79V80H41ZM71 79V78H70ZM70 79H69V81H70ZM73 79V78H72ZM136 79V78H135ZM38 80V81H36V82H34L33 81V83H32V85H31V87L33 86H35V90H38V89H42L41 87L40 88H38L40 85H41V83H42V81L43 80ZM2 81V82H3ZM8 81H10L9 79L8 80H6L5 81V83L3 82V84H2V87L4 88V84H6V82H8ZM13 81H15V80H13ZM17 81V80H16ZM31 81V82H32ZM40 81V85L39 86H37L36 87V84H39L38 82ZM60 81V82H59ZM68 81V82H69ZM173 81H171V82H173ZM31 82H30V84H31ZM56 83H57V81H55ZM128 82H130V81H128ZM170 82V81H169ZM14 83V82H13ZM17 83V82H16ZM24 83V84H25ZM35 83V85H33ZM46 83V82H45ZM49 83H50V81H49ZM55 83V84H56ZM66 83H67V81H66ZM163 83H164V81H163ZM168 83V82H167ZM1 84V83H0ZM8 84V83H7ZM6 84V85H7ZM43 85H41V86H43V87H45V84H44V82L42 83ZM47 84V83H46ZM51 84H53V83H51ZM65 84V83H64ZM128 84V83H127ZM130 84V83H129ZM151 84V83H150ZM172 84V83H171ZM6 85H5V87H6ZM27 85V84H26ZM57 85V84H56ZM147 85V84H146ZM47 86H49L48 84H47ZM47 86H46V88H47ZM51 86V85H50ZM49 86V87H50ZM53 86V85H52ZM62 86V85H61ZM139 86V85H138ZM143 87H144V85H142ZM151 86H153L154 87V85H151ZM25 88H26V86H24ZM29 88H30V86H28ZM27 87V88H28ZM49 87H48V90H51V91H53L52 89H49ZM54 88H57V87H55V86H53ZM53 87H51V88H53ZM60 87V86H59ZM58 87V88H59ZM67 87V86H66ZM146 87V86H145ZM156 87V86H155ZM169 87H170V85H169ZM174 87H173V89H174ZM0 88H1V85H0ZM3 88H2V90H1V95L0 96H2L3 98L0 100V104H1V101L4 99V98H6L8 101H6V99H5V101L7 102V104H4V103H6V102H4V100H3V105H5V106H3L2 104V108H1V106H0V108L1 109H3V112H1V113H3L4 114V112L6 113V110L4 111V108H6L7 106H8V104H9V98H12L11 100H12V102H13V99H17V97L19 98V96L21 95V94H19V96H17L16 97V95L14 96L15 98H13V97H9V98H7V97H4V95L5 96H7L6 94H5V89H4V94H3ZM38 88V89H37ZM65 88V87H64ZM130 88V87H129ZM142 88V87H141ZM150 88V87H149ZM152 88V87H151ZM159 88V87H158ZM171 88V87H170ZM17 89V88H16ZM16 89H15V91H16ZM44 89V88H43ZM42 89V90H43ZM125 89V88H124ZM139 89V88H138ZM12 90H14V89H12ZM44 90H46V89H44ZM131 90V89H130ZM147 90H149V89H147ZM147 90H146V92H147ZM153 90H155V88H153ZM159 90V89H158ZM170 90V89H169ZM25 91H27V89L25 90ZM28 91H29V89H28ZM28 91L27 92H25L24 94H27L28 93ZM39 91V90H38ZM47 91V90H46ZM7 92V91H6ZM13 92V91H12ZM11 92V93H12ZM17 92V91H16ZM31 92V91H30ZM30 92H29V94H30ZM36 92V91H35ZM47 92H49V91H47ZM55 92V91H54ZM54 92H50L51 94H53ZM59 92H60V90H58V94H59ZM129 92V91H128ZM150 92V91H149ZM155 92V91H154ZM158 92V91H157ZM161 91H159V93H160ZM18 93V92H17ZM21 93H23V92H21ZM32 93V92H31ZM36 93H38V92H36ZM57 93V92H56ZM55 93V94H56ZM126 93V92H125ZM164 93V92H163ZM178 93V94H177ZM8 94V93H7ZM50 94V95H51ZM66 94V93H65ZM127 94V93H126ZM151 94H152V92H151ZM151 94H150V96H151ZM157 94V93H156ZM8 95H10V94H8ZM32 95H34V94H32ZM36 95V94H35ZM40 95H41V98L42 97H44V95H43V91H41V93L39 92L38 93V95H36V96H39V97H37V98H40ZM125 95V94H124ZM146 96H148L149 97V94L147 93V94H145ZM152 95H154V94H152ZM181 95V96H180ZM24 95L22 94V96H21V99L23 100H26V97L24 98L23 97ZM26 96V95H25ZM29 95H27V97H28ZM35 96V97H36ZM47 96V95H46ZM53 96H54V94H53ZM52 96V97H53ZM61 96V95H60ZM178 96H180V97H178ZM23 97V98H22ZM32 97V96H31ZM57 97V96H56ZM64 97V96H63ZM76 97V96H75ZM34 98V97H33ZM40 98V99H41ZM45 98V97H44ZM44 98H42L44 101H42V103L43 102H46L47 103V110L45 109V107H46V105H42V107H40V108H44V110L47 112L48 110H49V107L51 106V107H53L52 105H49V104H51V101H50V103L49 102H47V100L48 99H46V101H45V99ZM61 98H62V96H61ZM21 99H17L18 100V103H16L17 105L19 104V106H20V103H22V105L23 104H25V107L24 106H20V108L19 109H21L22 111H23V109H24V111L23 112H25L26 111V109H27V105L26 104H28V103H34V101L36 100V102L38 103V101H40L39 99H36V98H34L35 100H33L32 98H30V97H28V100L29 99H32V101L31 100H29L30 102H25V101H23V102H19ZM50 99V98H49ZM57 99H60L59 97L57 98ZM63 99V98H62ZM65 99V98H64ZM130 99V98H129ZM179 99V100H180ZM38 100V101H37ZM72 100V99H71ZM80 100V99H79ZM134 100V99H133ZM63 101V100H62ZM132 101V100H131ZM183 101V100H182ZM11 102V101H10ZM17 102V101H16ZM58 102H59V100H58ZM80 102V101H79ZM85 102V101H84ZM13 103H15V102H13ZM36 103V104H37ZM41 103V104H42ZM45 103V104H46ZM60 103V102H59ZM58 103V104H59ZM170 103V102H169ZM16 104H15V107H17L16 106ZM35 104V103H34ZM40 104V105H41ZM44 104V103H43ZM29 105V104H28ZM49 105V106H48ZM62 105V104H61ZM178 105H180V104H178ZM182 105V104H181ZM12 105H11V103L9 104V106L8 107H11ZM18 106V107H19ZM8 107H7V110H8ZM50 107V108H51ZM63 107V106H62ZM65 107V106H64ZM105 107V106H104ZM12 108V107H11ZM11 108H9L10 110V112H11ZM23 108V109H22ZM30 108V107H29ZM74 108H76V107H74ZM101 108V107H100ZM107 108V107H106ZM105 108V109H106ZM125 108V107H124ZM124 108H122L123 110H122V112L119 110V109H117V110H119L120 111V113H115V112H118V111H112L111 112V109L110 108H108V109H110L109 110V113H111L112 115H106L105 113H106V111L107 110H104L105 112H102L103 113V115H106V118L109 116V117H111V118H115L114 120L113 119H110L109 117V119L110 120H112V121H114L113 123L115 124V125H117L115 128H118L117 130V133H119V135H120V133H122V132H124V131H122V129H121V116H122V114L125 116V113L127 114V112L124 110ZM18 109V110H19ZM31 109H33V108H31ZM59 109V108H58ZM61 109V108H60ZM81 109V108H80ZM20 110V111H21ZM30 110V109H29ZM28 110V111H29ZM38 110V109H37ZM40 110H42L41 112H39L40 114L43 112V109H40ZM39 110V111H40ZM51 110V109H50ZM49 110V111H50ZM57 109H55L54 111H56ZM64 110V109H63ZM68 110V109H67ZM74 110V109H73ZM91 110V109H90ZM90 110H88V111H90ZM93 110V109H92ZM98 110H99V108H98ZM103 110V109H102ZM115 110V109H114ZM48 111V112H49ZM75 111V110H74ZM83 111V110H82ZM81 111V112H82ZM13 112H14V110H13ZM16 112H19V111H16V109H15V112L13 113V114H16ZM23 112H21V113H23ZM51 112H53V110L51 111ZM61 112V111H60ZM69 112V111H68ZM77 112V111H76ZM76 112H75V114H76ZM92 112V111H91ZM100 112V111H99ZM108 112V111H107ZM0 113V114H1ZM20 113V112H19ZM18 114V116H16L15 115V117H13L12 118V116H14V115H11L10 113H9V115H3L2 116V118L5 116V118L7 117V120L6 119H1L2 121H5V122H3V124H6V122H7V124L9 123V117H10V119H12V121H10V125H12V124H14L16 121L18 122V124H14V126H15V128L16 127H18V128H21L22 126H24V125H26V126H24L25 128L28 126V127H30V133L32 132L33 134L34 133H36V131H35V129H37L38 128V130H37V135L39 136V137H41L40 136V134H39V130L41 129V127H46V128H48L47 126H44L43 124H45L46 123V121L45 120H47L48 122L46 123V124H49L50 126H52L51 128H53L54 126H53V124H51L52 122H53V120H54V118H53V116L52 115H49V113L48 114H46V113H42V116H45V115H49V116H47L46 118H45V120H44V122L45 123H43L42 125L41 124H39V123H42V122H40V120H39V118L41 117L40 116V114L37 112V114H39L38 116V118L37 119H35L36 117H37V114H36V117H32V115L30 116V114L28 115V112L26 111V113H24V114ZM30 113V112H29ZM56 113V112H55ZM93 113V112H92ZM94 113H95V111H94ZM93 113V114H94ZM122 113V114H121ZM151 114H150V116L151 115H153L152 114V112H150ZM44 114V115H43ZM51 114V113H50ZM53 114H54V112H53ZM57 114V113H56ZM62 114H63V112H62ZM89 114V113H88ZM97 114V112L95 113V115ZM98 114H100V117H101V113H98ZM2 115V114H1ZM11 115V116H10ZM65 115V114H64ZM69 115V114H68ZM92 115V114H91ZM103 115H102V117H103ZM149 115V114H148ZM34 116V115H33ZM58 116V115H57ZM63 116V115H62ZM66 116V115H65ZM97 116V115H96ZM222 116V115H221ZM221 116H219V117H216V118H213V119H204L203 117H197V118H192V119H190L187 123H186V125H184V126H186V129H187V132H188V134H187V132L185 133V130L183 131L184 132V135H189V134H193L195 137H196V140L198 141V144H195V145H193L194 146V153H196V155H198V156H196V158H198L197 160H199V161H195V162H197V163H199L198 165L197 164H195L196 166H193L194 167V169H195V167H196V169H195V171H194V169H193V167H192V169H193V171H192V173H191V176H193V179H192V182L193 181H195V183L200 187V189H203L205 186H206V184H208L207 183V181L209 182V181H220V178H223V181L227 184V185H229V187H231V189H233L234 191H228V189H225L224 190V192H225V195H226V198H227V200H228V205L226 206V208L224 209V210H226V212H228L230 215L231 214H237V213H240L241 214V218L240 219H242V223L244 224V226H243V230H242V232H241V235H240V249H239V252H238V254H237V256H238V258H237V264H264V221H259V222H255V224H253V223H251L250 222V218H249V214H250V209H253V208H258V207H260V204L262 203V202H264V183H262V184H260V185H254V186H249V187H243V188H240V187H238V186H236L233 182H231L230 180H229V177H228V169H229V167H230V165H231V160H230V158H229V155H231V154H234V155H239V154H242V153H248V152H256V151H258V150H260V149H262V148H264V133L262 134V136L260 137V138H255L254 137V135H250L249 137H242V138H244V139H242V140H236L235 142H233L232 144H229L228 145V147L226 146H224L223 144L224 143H221V141L218 139V137L216 136V133H214L215 131H219V130H222L223 129V127H224V125H225V119H224V116L223 117H221ZM17 117V118H16ZM68 117H70V116H67V118H64L65 120L64 121H66V120H68L69 121V119H68ZM93 117V116H92ZM95 117V116H94ZM99 119H100V117L99 116H97ZM101 117V118H102ZM128 117V115L127 116H125V118H127ZM146 117V116H145ZM34 118V119H33ZM84 118V117H83ZM87 118V117H86ZM85 118V119H86ZM90 118V117H89ZM14 119V120H13ZM59 119V120H58ZM95 119V118H94ZM98 119V120H99ZM104 119H105V117H104ZM121 119V120H120ZM9 120V121H8ZM97 120V119H96ZM97 120V121H98ZM106 120V119H105ZM126 120V119H125ZM124 120V121H125ZM129 120V119H128ZM142 120V119H141ZM2 121L0 122V123H2ZM55 121L57 122V121H61L60 120V118H56L55 119ZM64 121H62L63 123H61L62 125L63 124H66L67 122H65L64 123ZM71 121V120H70ZM131 121V120H130ZM16 122V123H17ZM51 122V123H50ZM72 122V121H71ZM99 122V121H98ZM55 123V122H54ZM73 123H74V121H73ZM127 123V122H126ZM128 123H130V122H128ZM7 124L5 125V126H7ZM20 124H22L21 126H20ZM45 124V125H46ZM56 124V123H55ZM68 124H69V122H68ZM123 124H125L124 122H123ZM19 125V126H18ZM48 125V126H49ZM57 125H60L59 124V122L57 123ZM67 125V124H66ZM75 125V124H74ZM4 126V127H5ZM13 126V125H12ZM12 126H7V127H11V129H12ZM227 126V125H226ZM2 127V126H1ZM6 127V128H7ZM24 127H22L21 129H23ZM27 127V128H28ZM39 127H40V129H39ZM56 127V130L55 131H57V126H55ZM54 127V128H55ZM59 127V126H58ZM27 128H26V130H27ZM44 128H42V129H44ZM60 128V127H59ZM181 128L183 129V127L181 126ZM181 128H180V130H181ZM225 128V127H224ZM34 129V130H33ZM61 129H62V127H61ZM121 129V130H120ZM179 129V128H178ZM226 129V128H225ZM34 132H33V131ZM175 130V129H174ZM224 130V129H223ZM11 131V130H10ZM44 131H46V129H44ZM48 131H53V130H49L48 129ZM47 131V135H48V132ZM64 131V130H63ZM172 131V130H171ZM182 131H178L179 133H181L182 134ZM189 131H191L190 133H189ZM28 132H29V129H28ZM41 132H43V131H41ZM54 132V131H53ZM91 132V131H90ZM177 132V131H176ZM44 133V132H43ZM42 133V134H43ZM74 133V132H73ZM6 134V133H5ZM45 134V133H44ZM43 134V135H44ZM45 134V135H46ZM50 134V133H49ZM58 134V133H57ZM60 134V133H59ZM91 133H89V135H90ZM177 134V133H176ZM174 132L172 133H169L167 136L168 137H171V138H173L174 139V141L176 140V139H179V138H177L178 136L176 135ZM181 134H178L179 136H181ZM73 135V134H72ZM107 135V134H106ZM174 135H176L177 137H176V139H175V136ZM183 135V134H182ZM183 135V136H184ZM9 136V135H8ZM34 136V135H33ZM62 136H63V134H62ZM92 137L94 136V135H91ZM97 136V135H96ZM103 136V135H102ZM161 136V135H160ZM167 136H165V137H167ZM183 136H181L180 138L182 139L181 141L183 142L184 140V137ZM44 137V136H43ZM56 137V136H55ZM54 137V138H55ZM60 137H61V135H60ZM68 137V136H67ZM75 137V136H74ZM109 137V136H108ZM108 137H105L106 139H108L109 141L111 140V135H110V138H108ZM167 137V138H168ZM183 137V138H182ZM47 138V137H46ZM50 138H51V136H50ZM59 138V137H58ZM58 138L56 137L55 138V142H56V140H58ZM71 138V137H70ZM81 138H82V136H81ZM88 138V137H87ZM90 138V137H89ZM89 138L87 139V140H89ZM98 138V137H97ZM97 138H94L93 140L91 139V140H89V141H87V144H86V141H85V143L83 142L84 140H85V138H84V140L82 141H80V140H78L77 138H76V140H75V142L73 141V143L74 144H76V146H77V144H78V141L81 143V144H83L84 143V145H81L80 143L78 144V147L80 148L81 147V149H84V150H82L83 152L86 150V149H91V148H86V147H96L95 149H98V150H100L99 149V147L101 148V149H103L104 147L106 148H110V146H108L109 144H107V142L109 143V141H106V139L104 140V139H98L97 140ZM103 138V137H102ZM160 139L159 140H165L164 138H163V136H161V137H159ZM167 138H166V142H167ZM223 138H226V135L223 137ZM2 139V138H1ZM0 139V140H1ZM48 140H49V138H47ZM53 139V138H52ZM52 139H51V141H52ZM63 139H67V138H63ZM114 139V138H113ZM112 139V140H113ZM241 139V138H240ZM4 140V139H3ZM47 140V141H48ZM60 140V139H59ZM54 141V140H53ZM103 141H106L105 143L107 144V146L105 145V146H103L104 145V142ZM168 141H169V138H168ZM177 141V140H176ZM233 141V140H232ZM5 142H8V141H6L5 140ZM68 142H69V140H68ZM68 142H66L67 144H68ZM159 142V141H158ZM157 142V143H158ZM181 142V143H182ZM4 143V142H3ZM35 143V142H34ZM54 143V142H53ZM66 143H65V145H66ZM72 143V142H71ZM160 143H164V141L163 142H160ZM183 143H185V141L183 142ZM74 144H73V146H74ZM86 144V145H85ZM186 144V143H185ZM1 145V144H0ZM7 145V144H6ZM5 145V146H6ZM41 145V144H40ZM43 145H44V143H43ZM50 145V144H49ZM55 145V144H54ZM71 145V144H70ZM81 145V146H80ZM110 145H112V147H114V148H110L111 149V151H113V152H118L117 150H119L120 149V151H121V148L119 147V149H117L118 147H115L116 146V144H115V146H113V143L111 144L110 143ZM158 145H159V143H158ZM5 146H3V148H5ZM35 146H37V148L38 147H40V146H38V144L37 145H35ZM42 146V145H41ZM56 146L58 147L59 145L57 144V142H56ZM69 146V145H68ZM99 146V147H98ZM102 146V147H101ZM184 146V145H183ZM75 147V146H74ZM98 147V148H97ZM7 149H8V147H6ZM36 148V152L35 153H33L34 151H33V149H32V153H31V150H30V156H32V155H37L36 153L38 152L39 154L42 152V150H41V152H40V150L38 151V149ZM46 148V147H45ZM45 148H44V151L43 152H46L45 151ZM47 148H49L48 146H47ZM46 148V149H47ZM52 147L50 146V148L49 149H51ZM72 148V147H71ZM77 148V147H76ZM75 148V149H76ZM94 148H92V149H94ZM104 148V149H105ZM184 148H186V147H184ZM183 148V149H184ZM191 148H192V145H191ZM1 149V148H0ZM6 149V150H7ZM40 149V148H39ZM80 149V150H81ZM104 149H103V151H104ZM109 149V150H110ZM115 149H116V151H115ZM154 150L156 149V147L155 148H153ZM152 149V155H156V150H158V149H156L155 151ZM176 149H178V148H176ZM188 149V148H187ZM187 149H185L184 151V155L183 156H180L179 158H181V160H184L185 162L187 161L188 162V160H191V159H189L190 158V156H186L188 153H186V150ZM52 150V149H51ZM51 150H48L45 154H47V153H50V151ZM72 150V149H71ZM87 150V151H88ZM182 150V149H181ZM181 150H179V151H181ZM191 150V149H190ZM82 151H80V152H82ZM90 151V150H89ZM160 151V150H159ZM162 151V150H161ZM179 151H177L179 154H180V152ZM183 151V150H182ZM2 152H4V151H2ZM79 152V153H80ZM158 152V151H157ZM165 152V151H164ZM123 153V152H122ZM176 153V152H175ZM177 153V154H178ZM1 154V153H0ZM51 154V153H50ZM82 154V153H81ZM42 155H44V153L42 154ZM48 155V154H47ZM46 155V156H47ZM75 155V154H74ZM123 155V154H122ZM144 155V154H143ZM38 156V155H37ZM41 156V155H40ZM158 156V155H157ZM192 157V156H191ZM144 160H146V159H148V156H145L144 155ZM192 158H195V157H192ZM173 160V159H172ZM102 161V160H101ZM174 162L175 161H177V160H173ZM94 163H92V161H91V163H86L83 167H80V174H78L77 176V180H75L76 181V184H78V186H76V191H78V193L76 192V191H74L76 194H74V195H77V199H80V204L78 205V204H74V202L72 203L73 205H70V204H68L69 202H71V200L69 201V199H68V193L66 192L67 191V188L65 189V188H63V187H60L61 188V190H59L60 188H59V186H57L58 187V189L56 190V191H58V194H56V195H66L67 196V198H65V200L66 199H68L67 201H68V203L65 205L66 207H67V205H70V206H73V208H75L73 211H74V213H75V211H76V213H75V216H77L74 220L76 221V223L75 222H72V221H74V220H71V222L69 221V223H71L70 224V227H72L73 228V232H75L74 234H73V239L75 240L76 239V241H72V234L71 233H73V232H68V234H69V237H67L68 236V234H67V236H65V237H67L65 240V242H68V238L71 240V242L73 243H75V242H79V241H77V239L79 240V239H81V236L83 235L84 236V234L86 235V233H87V235L86 236H88L89 235V239H91V238H95L94 236H97L99 239H100V241L102 242L101 243V247H97L96 248V246H94V248H96V249H94L93 251H95L96 250V255L98 254L100 257H102L103 259L102 260H104L102 263H100V261H99V263L100 264H169V262H170V260L168 261V263L166 262V263H164L165 261H167L168 259H167V257H169V256H171V255H176L175 254V252H181L182 250H183V253L185 252V255L186 254H188L190 257H189V259L190 260H193V262H202V261H204V260H202L201 259V257H200V260H199V258L197 257V255L200 253V251H197V247L195 248V246L197 245V243H196V245L193 247V248H191L190 249V247H188V245H190L189 244V242H186L185 243V241H184V243L182 244H180V243H177V242H175L174 243V240H173V242H172V244L170 245V247H173V248H169V249H167V251L166 252H164V253H161V251L160 252H158L159 254L161 253V255H157V259H156V257L154 258V260H152L153 258H152V256H150L152 253H155V250L156 249H158V248H156L153 252H150V248H149V245H150V243L148 242V244L147 243H145V240H143V237L146 239V235L149 237V235H148V232H146L145 231V229L143 228V226H140V225H137V223H136V221L134 220V218H133V215H134V212H132L133 210H135L134 209V205H136L135 207H137V204H139L138 205V208H139V206L141 205V208L140 209H138V211H139V215H141L142 214V212L143 213H148V217H150V215H152V213L153 214H155V215H157V209H154V207L156 208V207H158L160 204H162V205H164L165 206V208L167 207V208H169V209H171L172 208V206H171V202H167L166 200H167V198L168 197H166V196H168V195H166V193H165V195L163 196V194H161L160 195V193H162V191L159 193L158 191V189L159 188H162V185L164 184V178L167 180V181H170V183L168 182V183H166L165 182V184H170L171 186H175V184H176V182H177V184L178 183H181V182H183L185 179H187L188 178V180L190 179L189 178V173H188V170H184V169H182L180 172H179V174L180 175H168L167 173H166V176L164 177L163 176V178L160 176V178L159 179H157L159 182H160V184H162L161 185V187H158V191L156 190V187L157 186H160V185H158V183H154V185L152 184L151 186V190H146L145 191V194L143 193V196L141 197L142 199H143V201L141 202L140 201V203H139V201L137 202V203H135L133 206H131L132 205V203H130L131 202V199L129 200V202H128V199H129V196H125V194H126V192L128 191V190H126V189H128V187H129V184H126V183H128L126 180H122V181H113V180H111L110 181V179L111 178H109L108 179V181H106V176L108 177L109 176V170L111 169V167L113 166V167H116V166H114V163H107L106 161H102L101 163H100V161L99 162H95V161H93ZM118 162V161H117ZM116 162V163H117ZM182 162V161H181ZM67 163V162H66ZM141 163V162H140ZM189 163V162H188ZM187 163V164H188ZM64 164H65V162H64ZM179 164V163H178ZM116 165V164H115ZM186 165V164H185ZM191 165V164H190ZM179 166H180V164H179ZM188 166V165H187ZM10 167V166H9ZM63 166H61V168H62ZM112 167V170H114V168ZM118 167V166H117ZM182 167V166H181ZM66 168V167H65ZM64 168V169H65ZM177 169V168H176ZM187 169H189V168H187ZM60 170V169H59ZM112 170H110V171H112ZM180 170V169H179ZM54 171V170H53ZM71 171V170H70ZM98 172H100L101 173V175L98 177L97 176V174H98ZM165 172H167V170L165 171ZM163 173V172H162ZM168 173H169V171H168ZM55 174H56V172H55ZM159 174V173H158ZM174 174V173H173ZM57 175H59V173L57 174ZM63 174H61V176H62ZM111 175V174H110ZM162 175V174H161ZM55 176V175H54ZM190 176V177H191ZM102 177H105L104 179L105 180H103L102 179ZM51 178H52V176H51ZM51 178H50V181H51ZM63 178H65V176H63ZM66 178H68V177H66ZM73 178H75V176L73 177ZM114 177H112V179H113ZM163 180H162V179ZM61 179V178H60ZM128 179V178H127ZM190 179V180H191ZM48 180V179H47ZM54 180V179H53ZM65 180V179H64ZM63 180V181H64ZM103 180V181H102ZM117 180V179H116ZM188 180H187V182H188ZM189 180V182H190V184L192 183L191 181ZM46 181V180H45ZM49 181V180H48ZM55 181H56V178H55ZM55 181H53V182H55ZM124 181H126V183L124 182ZM153 181V180H152ZM52 182V181H51ZM67 182V181H66ZM69 182V181H68ZM74 182V181H73ZM101 182V183H100ZM115 182V183H114ZM154 182V181H153ZM162 182V183H161ZM46 183V182H45ZM59 183V182H58ZM111 183V184H110ZM185 183V182H184ZM195 183H192L193 185H195ZM212 183V182H211ZM66 184V183H65ZM72 184H74V183H72ZM164 184V185H165ZM187 184V183H186ZM50 185V184H49ZM53 185V184H52ZM59 185V184H58ZM71 185V184H70ZM109 185V186H108ZM166 185V186H167ZM188 185V184H187ZM68 186V185H67ZM75 186V185H74ZM155 186V187H154ZM70 187V186H69ZM71 187H73V185L71 186ZM95 187V188H94ZM169 187V186H168ZM175 187H177V186H175ZM188 187V186H187ZM64 190H63V189ZM131 188V187H130ZM198 188V187H197ZM56 189V188H55ZM73 189V188H72ZM92 189L93 190H95V195L98 193V196H99V194L101 195V198L100 199H102L103 201L101 202V201H99L100 199H98L97 197H94L95 195H92V193H93V191H92ZM147 189H149V188H147ZM179 189H181V187L179 188ZM189 189V188H188ZM196 189V185H195V187L193 186V188H191V190H189L190 191V193L191 194H189V195H187L186 193H182V195H184V196H182V197H184V199L187 197V198H189V202H191V203H193L194 202V204L197 202L196 200L197 199H199V198H201L200 196H202V194H200V193H203V192H200V189L198 188V190L199 191H197V190H195ZM0 190H1V187H0ZM49 190V189H48ZM97 190H99V191H97ZM164 190V189H163ZM187 190V189H186ZM185 190V191H186ZM236 190H238V191H240V192H235ZM45 190H43V192H44ZM47 191V190H46ZM52 191V190H51ZM71 191V188L69 189V192ZM203 191V190H202ZM42 192V193H43ZM62 192H65V193H63V194H61ZM97 192V193H96ZM67 193V194H66ZM71 193V192H70ZM91 193V194H90ZM189 193V192H188ZM45 194V193H44ZM55 194V193H54ZM53 194V195H54ZM94 194V193H93ZM198 194H199V197H198ZM51 195V194H50ZM73 195V194H72ZM108 195H111L112 197H110L109 198V200H106L107 199V197H108ZM113 195L115 196L116 195V197H113ZM181 195V194H180ZM62 196H60V197H62ZM70 196V195H69ZM97 196V195H96ZM163 196V197H162ZM55 197V196H54ZM58 197V196H57ZM56 197V198H57ZM65 197V196H64ZM63 197V198H64ZM75 197V196H74ZM78 197H80V198H78ZM32 198H34L33 196H32ZM71 198H72V196H71ZM70 198V199H71ZM87 198V199H86ZM73 199V198H72ZM89 199L92 201V199H93V201H97V202H99V204L97 205H94V203L93 204H91V202H88L89 201ZM94 199H96V200H94ZM98 199V200H97ZM137 199V198H136ZM140 199V198H139ZM138 199V200H139ZM61 200H63L62 201V203H64V199H61ZM86 200H88V201H86ZM134 200V199H133ZM156 201V204H154L155 206H153L152 208L150 207V205L152 204V202L153 201ZM168 200H169V198H168ZM200 200V199H199ZM199 200H198V202H199ZM50 201V200H49ZM54 201H56V199L54 198ZM53 201V202H54ZM144 201H146V202H148V204L149 203H151V204H149V208H148V205H145V203H144ZM152 201V202H151ZM77 202V201H76ZM96 202V203H97ZM133 203H134V201H132ZM188 202V203H189ZM61 203V204H62ZM66 203V202H65ZM64 203V204H65ZM128 203H129V205H128ZM141 203H144V205H142ZM154 203V202H153ZM184 203V202H183ZM64 204H62L61 206H63V208H61V206L59 207V208H61L62 210L64 209ZM158 204V205H157ZM128 206V207H127ZM145 208H144V207ZM152 206V205H151ZM164 206H163V208H164ZM21 207V206H20ZM44 207V206H43ZM126 207H127V209L128 208H130V210H131V208L133 209V210H126ZM8 208H9V206H8ZM69 208H71L72 209V207H69ZM68 208V209H69ZM145 210H144V209ZM151 208V209H150ZM166 208V209H167ZM19 209V208H18ZM23 209V208H22ZM70 209V210H71ZM146 209H148V211L146 210ZM149 209L150 210H152V211H154V212H150L149 211ZM154 209V210H153ZM168 209V210H169ZM9 210V209H8ZM24 211H22V212H26L25 210L26 209H23ZM65 210H67V209H65ZM126 210V211H125ZM141 210V211H140ZM143 210V211H142ZM10 211H11V209H10ZM45 211V210H44ZM136 212H137V209L135 210ZM46 212V211H45ZM162 212V211H161ZM166 212V211H165ZM133 213V214H132ZM164 213V212H163ZM167 213H169V212H167ZM10 214V213H9ZM21 214V213H20ZM59 214V213H58ZM170 214H172V213H170ZM12 215V214H11ZM16 215V213L14 214V216ZM25 215V214H24ZM27 215V214H26ZM60 215H62V214H60ZM123 216V220L122 221H119V220H117L118 218H120V220H121V218H122V216ZM164 216H165V213L163 214ZM8 216V215H7ZM13 216V215H12ZM17 216V215H16ZM19 216V215H18ZM117 216H119L118 218H116ZM121 216V217H120ZM171 216V215H170ZM169 216V217H170ZM173 216V215H172ZM228 216V215H227ZM1 217V216H0ZM3 217H6V216H3ZM50 217V216H49ZM63 217L64 216H62V219H63ZM65 217H67V216H65ZM65 217H64V219H65ZM115 217V218H114ZM139 217V216H138ZM141 217H145V216H141ZM147 217V218H148ZM153 217H158V216H154L153 215ZM68 218V217H67ZM66 218V219H67ZM114 218V219H113ZM154 218V219H155ZM5 219H7V221L5 220V225L7 224V225H9V223L10 224H13L14 222H15V225L12 227L13 229L11 230V232H9V231H7V233H8V238L6 237V234L7 233H5L4 232V230H3V220L1 219L0 220V234H1V236H0V264H45V263H48L49 261H47V258H48V256H47V253L49 254V249H48V251H47V247L45 246V244H44V242L46 241V239H40V240H36V243L34 242L32 245H33V247L32 248H30V246H29V249L30 250H28V248L26 247L27 245H29V244H27V243H30V241L31 242H33V239L34 238H32V237H29L30 238V240H29V242L28 241H26V239H27V237H26V235H27V233L29 232V231H31L32 233H34L35 235L37 234L36 232H34V229H35V224L36 223H34V221H32L31 222V220L30 221H23V220H18V219H15L16 221H14V220H11V221H14V222H9V218H5ZM61 219V220H62ZM63 219V220H64ZM65 219V220H66ZM116 219V220H115ZM137 219V218H136ZM141 219V218H140ZM139 219V220H140ZM150 219H151V217L149 218V222H150ZM166 220H167V218H165ZM18 220V221H17ZM158 220V219H157ZM165 220V221H166ZM23 221V222H22ZM52 221V220H51ZM141 221H142V219H141ZM169 221V220H168ZM26 222H28V223H26ZM59 222V221H58ZM68 223V224H69ZM152 223V222H151ZM150 223V224H151ZM156 223H158L157 221H156ZM155 223V224H156ZM60 224V223H59ZM67 224V228H68V225ZM145 224V223H144ZM165 224V223H164ZM153 225H154V222H153ZM189 225V224H188ZM56 226V225H55ZM62 226V225H61ZM84 226V227H83ZM157 226V225H156ZM52 227H54V224H53V226ZM66 227V226H65ZM82 229L81 231L83 232V229H84V231H86L84 234L82 233H79V230H80V228ZM145 227V226H144ZM155 228V226H152V228ZM60 228V227H59ZM74 228H77V229H74ZM153 228V229H154ZM192 228H193V226H192ZM61 229V228H60ZM69 229V228H68ZM143 229H144V231H143ZM156 229V228H155ZM54 230H56V229H54ZM71 230V229H70ZM159 230V229H158ZM39 231V230H38ZM57 231V230H56ZM61 231V233L60 234H62V229L61 230H59V232ZM156 232H157V230H156ZM155 232V233H156ZM63 233L64 234H62V236H60V237H62L61 239H59L60 237H59V233L58 234H56V232L54 231V234H56V240L58 239V241L60 240V241H62V239H63V237H64V235L67 233V232H65V231H63ZM81 234V235H79V234ZM146 233V235L144 236V234ZM150 233V232H149ZM49 234V233H48ZM90 234H92L91 236H90ZM96 234V235H95ZM151 234V233H150ZM35 235H32L33 237L35 236ZM50 235V234H49ZM94 235V236H93ZM152 235V234H151ZM154 236H155V234H153ZM28 236V235H27ZM30 236V235H29ZM40 236H42L41 234H40ZM170 236V235H169ZM26 237V238H25ZM43 237V236H42ZM46 236H44V238H45ZM52 235H51V237H49L51 240H52ZM57 237H59V238H57ZM85 237V236H84ZM97 237H96V239H97ZM147 237V238H148ZM8 240V242H6L7 240ZM22 238V239H21ZM23 238H25V243L23 244V242H21L20 243V241L19 240H22L23 241ZM83 238V237H82ZM86 238V237H85ZM85 238H83V239H85ZM165 238V237H164ZM185 238L187 239V236H185ZM87 239V238H86ZM186 239H184V240H186ZM4 240H6L5 241V243H3L2 244V242L4 241ZM16 240H18V241H16ZM64 240V239H63ZM69 240V241H70ZM149 240V239H148ZM158 240V239H157ZM164 240V239H163ZM188 240V239H187ZM55 241V240H54ZM94 241V240H93ZM144 241V242H143ZM146 241H147V239H146ZM16 242L18 243L19 242V244H20V246H22L23 248H25L26 247V249L25 250H23V251H25V252H23V251H21L20 249H22V247L20 248V246H18L19 244H16ZM57 242V241H56ZM71 242H69V243H71ZM88 242V241H87ZM91 242H92V240H91ZM156 242H158V241H156ZM180 242H181V239H180ZM194 242V241H193ZM59 243V242H58ZM61 243H63V242H61ZM60 243V244H61ZM85 243V242H84ZM83 243V244H84ZM93 243V242H92ZM95 243H97V242H95ZM147 244V245H145V244ZM160 243V242H159ZM162 243V242H161ZM160 243V244H161ZM166 243V242H165ZM174 243V244H173ZM177 243V244H176ZM27 244V245H26ZM59 244V245H60ZM64 244V243H63ZM88 245L90 244V243H87ZM195 244V243H194ZM202 244H204V243H202ZM23 245H26L25 247L23 246ZM62 245V244H61ZM64 245H68L67 243L66 244H64ZM72 245V244H71ZM75 245V244H74ZM85 245V244H84ZM97 245V244H96ZM154 245V244H153ZM163 245H164V241H163ZM168 245V244H167ZM210 245V244H209ZM63 246V245H62ZM73 246V245H72ZM77 246V245H76ZM90 246H92V245H90ZM90 246L88 247V249L90 248ZM162 246V245H161ZM18 247V248H17ZM46 247V248H45ZM68 247H70V245H68ZM149 249H148V248ZM152 247V246H151ZM155 247V246H154ZM157 247H158V245H157ZM189 249H188V248ZM72 248V247H71ZM202 248V247H201ZM210 248H211V246H210ZM59 249H61L60 247H59ZM58 249V250H59ZM63 249V248H62ZM66 249V248H65ZM77 249V248H76ZM80 249V248H79ZM91 249H93V247L92 248H90V250ZM170 249H171V251H172V253H171V255H170ZM185 249H187V250H185ZM27 250V251H26ZM87 250V249H86ZM147 250H148V252H147ZM152 250V249H151ZM174 250V251H173ZM203 250V249H202ZM57 251V250H56ZM65 251V250H64ZM92 251V252H93ZM170 251V252H169ZM60 252V251H59ZM62 252H63V250H62ZM61 252V253H62ZM70 252V251H69ZM68 252V248H67V251L65 252L67 255L68 254H70ZM91 252V251H90ZM174 252V253H173ZM223 252V251H222ZM53 253H54V251H53ZM52 253V254H53ZM57 254V255H55L56 256V258H54L53 257V255L52 256H50L48 259L50 260H52V257H53V259H60V258H63L64 260H65V262H66V264H72L71 262H68L67 261V257L65 256V254H64V256H63V253L62 254ZM73 253V254H72ZM157 253V254H158ZM178 253V254H179ZM71 254L72 255H74L75 254V256L77 255L78 256V254L79 253H74L73 251H71ZM88 254V253H87ZM202 254V253H201ZM200 254V255H201ZM219 254H221V256L222 257H217L218 258V260L216 261V260H213L214 262L216 261L217 263H215V264H220V262H225L226 261V259L227 258H225L226 257V254H222V253H219ZM219 254H217L218 256H220ZM58 255H60L59 257H58ZM91 255H93V254H91ZM148 255L152 258H150V260H148ZM173 255V256H174ZM181 255H182V253H181ZM223 255H224V257H223ZM161 256V257H160ZM163 256H165V257H163ZM183 256H184V254H183ZM182 256V257H183ZM199 256V255H198ZM93 257V256H92ZM95 257V256H94ZM181 257V256H180ZM69 258H70V255H69ZM73 258V257H72ZM75 258V257H74ZM79 258L81 259L80 261L82 262H84V264H91L90 262H87L86 260V258H87V256L86 255H84L83 254V252H82V254L80 253V255H79ZM169 258H171V257H169ZM184 258V257H183ZM183 258H182V260H183ZM156 259V260H155ZM176 259V258H175ZM50 260V262H52ZM71 260H73V259H71ZM190 260H186V262L187 261H190ZM212 260V259H211ZM47 261V262H46ZM91 261V260H90ZM152 261L154 262V263H152ZM183 261H185V258H184V260ZM209 261V260H208ZM49 262V264H51ZM191 262L192 261H190V264H191ZM99 263H97V262H94V264H99ZM172 262H170V264H171ZM83 264V263H82ZM193 264V263H192ZM195 264V263H194ZM224 264V263H223Z\"/></svg>",
    "mask_w": 264,
    "mask_h": 264
},
{
    "label": "crops",
    "instance_id": "crops-1",
    "mask_svg": "<svg viewBox=\"0 0 264 264\" xmlns=\"http://www.w3.org/2000/svg\"><path fill=\"white\" fill-rule=\"evenodd\" d=\"M157 9L155 24L160 32L187 31L197 47L182 55L196 89L208 93L220 84L246 86L245 73L251 69L258 71L253 84L259 86L264 74V40L256 0H166ZM217 48L221 53L212 61L210 54ZM256 125L253 135L260 138L264 106ZM238 156L228 169L229 180L240 188L264 183V148Z\"/></svg>",
    "mask_w": 264,
    "mask_h": 264
},
{
    "label": "built area",
    "instance_id": "built-area-1",
    "mask_svg": "<svg viewBox=\"0 0 264 264\" xmlns=\"http://www.w3.org/2000/svg\"><path fill=\"white\" fill-rule=\"evenodd\" d=\"M157 8L163 7L166 0H154ZM221 49H214L210 54L213 61L219 56ZM195 102L207 117L225 115L227 126L226 141L249 137L257 131V120L263 114L264 80L259 89L240 87L235 84H220L214 92H203L196 89L193 94Z\"/></svg>",
    "mask_w": 264,
    "mask_h": 264
},
{
    "label": "flooded vegetation",
    "instance_id": "flooded-vegetation-1",
    "mask_svg": "<svg viewBox=\"0 0 264 264\" xmlns=\"http://www.w3.org/2000/svg\"><path fill=\"white\" fill-rule=\"evenodd\" d=\"M256 3H257L258 11H259L260 25H261V30H262L263 40H264V0H256Z\"/></svg>",
    "mask_w": 264,
    "mask_h": 264
}]
</instances>
